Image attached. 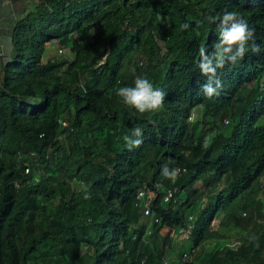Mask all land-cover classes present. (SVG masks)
Instances as JSON below:
<instances>
[{
	"label": "trees",
	"instance_id": "16d2710c",
	"mask_svg": "<svg viewBox=\"0 0 264 264\" xmlns=\"http://www.w3.org/2000/svg\"><path fill=\"white\" fill-rule=\"evenodd\" d=\"M225 11L254 35L208 98L199 52L218 40L207 17ZM11 39L0 55V264H264V0H38ZM54 42L72 58L48 57ZM137 77L163 91L158 111L116 95ZM135 127L142 142L130 148ZM165 165L180 169L175 182ZM189 215L193 234L175 241Z\"/></svg>",
	"mask_w": 264,
	"mask_h": 264
},
{
	"label": "clouds",
	"instance_id": "9594fccd",
	"mask_svg": "<svg viewBox=\"0 0 264 264\" xmlns=\"http://www.w3.org/2000/svg\"><path fill=\"white\" fill-rule=\"evenodd\" d=\"M207 19L210 23H215L219 19L218 40L213 45L214 50L211 54L205 48L200 49V61L197 67L201 74L207 77V82L203 85V93L208 98H212L213 96H218L219 90L222 88V81L217 74L218 69L224 68L226 63L234 64L244 57L248 51V41L254 35V29H250L248 23L235 11H225L222 17L210 16ZM182 27L186 29L188 25L183 24ZM252 51L259 52V46H254ZM116 95L121 98L123 104L130 109H135L140 114L158 111L164 102L163 91L155 88L150 80L143 77H137L132 87L124 86L118 88ZM142 134V129L135 127L132 135H125L123 139L130 148L138 147L142 142L138 137H141ZM133 137H137V139H133ZM178 173V168L170 170L167 165L162 169V175L173 182H175ZM85 198H89L87 192H85ZM189 216H192L190 222L193 226V215ZM239 243L238 239H232L230 245L236 246Z\"/></svg>",
	"mask_w": 264,
	"mask_h": 264
},
{
	"label": "crops",
	"instance_id": "0c3cea01",
	"mask_svg": "<svg viewBox=\"0 0 264 264\" xmlns=\"http://www.w3.org/2000/svg\"><path fill=\"white\" fill-rule=\"evenodd\" d=\"M38 0H0V55L9 54L12 48V31L15 21L32 9Z\"/></svg>",
	"mask_w": 264,
	"mask_h": 264
},
{
	"label": "built area",
	"instance_id": "2783aa9c",
	"mask_svg": "<svg viewBox=\"0 0 264 264\" xmlns=\"http://www.w3.org/2000/svg\"><path fill=\"white\" fill-rule=\"evenodd\" d=\"M64 51V49L61 47L58 49V53H62ZM26 171L28 172L29 169H26ZM179 173H180V169H179ZM178 173V174H179ZM176 190V188L174 189V191ZM153 191L151 190H148L147 188H144L142 190L139 191L138 193V200L139 202L142 201L143 204V209H144V213L145 214H150L151 210H150V202L152 201V198H153ZM173 195V191H169L167 194L165 193L164 194V199L165 201L167 200H170L171 197ZM189 223L186 224V226H183L180 230H179V233L178 234H175L173 237L175 238V236L177 237H181V239H187L190 237V235L192 234V231H193V226L191 224V220H192V216H189ZM183 259L184 260H189L191 259V256L185 252L183 254Z\"/></svg>",
	"mask_w": 264,
	"mask_h": 264
},
{
	"label": "rangeland",
	"instance_id": "374dc122",
	"mask_svg": "<svg viewBox=\"0 0 264 264\" xmlns=\"http://www.w3.org/2000/svg\"><path fill=\"white\" fill-rule=\"evenodd\" d=\"M61 47L62 46L58 42L47 44V56L48 57H59V58H64V59H71L72 58V53H70V51H69V49L67 47H63L64 51L62 53H58L57 52V50L59 48H61ZM221 187H224V183L220 184L219 188H221ZM178 240H181V237L175 236V241H178ZM190 243H191L190 239L186 240L185 244H184L185 247H189Z\"/></svg>",
	"mask_w": 264,
	"mask_h": 264
}]
</instances>
